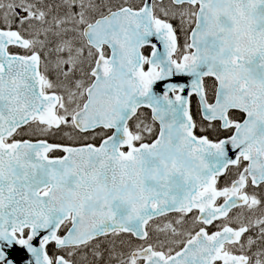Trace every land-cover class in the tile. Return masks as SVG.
Listing matches in <instances>:
<instances>
[{
	"label": "snow or ice",
	"instance_id": "snow-or-ice-1",
	"mask_svg": "<svg viewBox=\"0 0 264 264\" xmlns=\"http://www.w3.org/2000/svg\"><path fill=\"white\" fill-rule=\"evenodd\" d=\"M0 264H264V0H0Z\"/></svg>",
	"mask_w": 264,
	"mask_h": 264
}]
</instances>
